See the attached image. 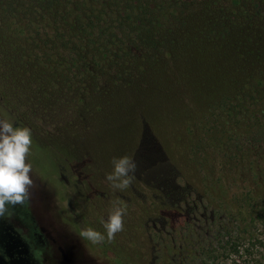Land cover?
<instances>
[{
  "label": "rangeland",
  "instance_id": "1",
  "mask_svg": "<svg viewBox=\"0 0 264 264\" xmlns=\"http://www.w3.org/2000/svg\"><path fill=\"white\" fill-rule=\"evenodd\" d=\"M121 45L135 47L125 61ZM101 61L110 67L99 76ZM165 67L179 85L171 96L158 91ZM220 105L228 122L212 117ZM262 107L264 0H0V119L30 128L51 158L53 175L43 169L58 184L30 151L27 199L46 227L71 235L72 264H264V231L214 157L237 142L207 145L222 122L262 130ZM125 155L138 167L120 191L105 176ZM253 188L264 204V182ZM117 205L127 215L114 239L79 236L104 233Z\"/></svg>",
  "mask_w": 264,
  "mask_h": 264
},
{
  "label": "trees",
  "instance_id": "2",
  "mask_svg": "<svg viewBox=\"0 0 264 264\" xmlns=\"http://www.w3.org/2000/svg\"><path fill=\"white\" fill-rule=\"evenodd\" d=\"M44 1V0H43ZM219 3L223 0H216ZM53 2L48 1L43 5V12L38 15V18L44 19L46 17V13L49 12L50 10H53ZM57 31L59 32L60 35L64 36V31L60 28V26H57ZM126 29V28H125ZM112 26H104L103 27V35L110 37L113 36L111 34ZM150 38L147 37L145 40H149ZM154 42V41H153ZM136 43V42H134ZM140 44H135L136 49ZM135 47H131L130 50L127 51V49H124L122 45L120 48L116 50V55L117 57H121L120 61H125V58L131 54H133V51H135ZM101 51H103V54H111L110 51H108L107 47H100ZM104 48V49H103ZM124 64V63H123ZM98 67L101 69V74L108 73V67L109 64L107 62H100L98 64ZM124 69V66H122ZM125 72V71H124ZM160 78L161 81L160 85L158 87V91L163 94L171 96L173 93H175L176 88L179 87L175 73L169 71L166 67L165 69H161L160 73ZM117 80H115L116 82ZM149 96L147 97L148 99H151L153 95L148 94ZM157 96H162L158 94ZM158 98V97H157ZM253 100V98H251ZM222 104V103H221ZM164 104H161L163 106ZM220 108H216L219 110V112L216 111H211L212 117L214 118L215 116L219 119H224V122H228L227 119L231 116L230 113H225V108L224 105H220ZM168 108L165 109L164 114H168L170 116V119H173L174 116H176L173 111L170 109L169 112L167 111ZM210 113H207V116L210 115ZM259 118L263 119L264 118V107L259 111ZM214 115V116H213ZM186 119V115H184ZM228 117V118H227ZM205 118H207L205 116ZM218 122V121H216ZM220 122H222L220 120ZM222 129H218L216 132L217 134L213 135L209 140L210 142L207 141V145L209 148L212 149V151L219 152L222 147L226 144L227 150L232 151L231 145L232 143L237 142L238 149H234L231 153H225L222 155L216 154L214 155L215 158H218V165L219 167V172L222 173L221 179L226 180L234 190L237 191V199L241 200L239 203L240 206L241 204L247 205L248 210H250V215L252 216L250 223L251 225H259L261 227V230L264 231V204H259L255 200H250L252 197H254V184L260 183L261 181L264 182V128L262 127V130L257 129V130H237L233 129L232 133L229 130L230 128H225L223 127V122L220 124ZM234 125V124H233ZM22 126V125H18ZM33 141V140H32ZM30 151L33 153L34 157H36L37 162H38V167L46 179H48L51 183L58 184V181L52 179V175L54 173V169L52 168V162L49 154L43 149V147H39L37 144H32ZM222 163H232V170L230 175L226 174L222 170ZM48 165L50 167V173L52 174L50 176V173L45 171L43 169L44 165ZM254 165H258L260 168L256 169ZM47 166V167H48ZM55 181V182H54ZM247 194V197L245 195ZM250 197V198H249ZM201 199H204V196H200ZM248 198V199H247ZM230 236V235H229ZM229 248H233L234 243L227 241ZM259 244H261L260 241H258ZM263 244V243H262ZM264 247V244H263ZM237 250L235 249V252ZM262 258V257H261ZM259 262L261 259L258 260ZM207 264V263H206ZM260 264V263H259Z\"/></svg>",
  "mask_w": 264,
  "mask_h": 264
},
{
  "label": "clouds",
  "instance_id": "3",
  "mask_svg": "<svg viewBox=\"0 0 264 264\" xmlns=\"http://www.w3.org/2000/svg\"><path fill=\"white\" fill-rule=\"evenodd\" d=\"M32 142L30 128L0 119V218L8 212V205L22 204L28 196V188L33 183L29 175L33 166L25 161ZM137 167L135 159L130 156L114 157L112 171L106 174L105 179L113 189L123 191L134 181ZM126 215V206H114L109 210L107 220L102 221L104 233L87 227L80 231L79 236L92 244H100L106 238L112 240L123 231ZM35 256L40 259L39 252Z\"/></svg>",
  "mask_w": 264,
  "mask_h": 264
},
{
  "label": "flooded vegetation",
  "instance_id": "4",
  "mask_svg": "<svg viewBox=\"0 0 264 264\" xmlns=\"http://www.w3.org/2000/svg\"><path fill=\"white\" fill-rule=\"evenodd\" d=\"M7 208L0 218V264H72L71 235L46 227L27 198Z\"/></svg>",
  "mask_w": 264,
  "mask_h": 264
}]
</instances>
